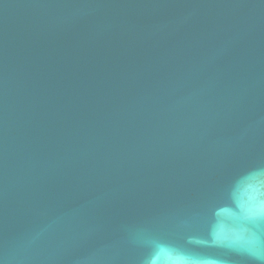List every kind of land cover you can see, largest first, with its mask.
Segmentation results:
<instances>
[{
	"label": "water",
	"instance_id": "water-1",
	"mask_svg": "<svg viewBox=\"0 0 264 264\" xmlns=\"http://www.w3.org/2000/svg\"><path fill=\"white\" fill-rule=\"evenodd\" d=\"M264 165V0H0V264H142Z\"/></svg>",
	"mask_w": 264,
	"mask_h": 264
},
{
	"label": "clouds",
	"instance_id": "clouds-1",
	"mask_svg": "<svg viewBox=\"0 0 264 264\" xmlns=\"http://www.w3.org/2000/svg\"><path fill=\"white\" fill-rule=\"evenodd\" d=\"M206 235L187 243L204 249H220L243 256L250 264H264V165L238 173L223 195L203 216ZM142 264H232L224 256L194 252L175 243L150 242Z\"/></svg>",
	"mask_w": 264,
	"mask_h": 264
}]
</instances>
